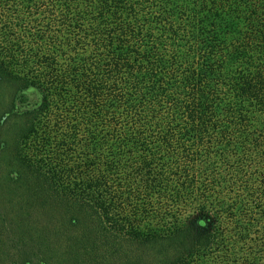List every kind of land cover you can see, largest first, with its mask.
Wrapping results in <instances>:
<instances>
[{"label":"trees","instance_id":"1","mask_svg":"<svg viewBox=\"0 0 264 264\" xmlns=\"http://www.w3.org/2000/svg\"><path fill=\"white\" fill-rule=\"evenodd\" d=\"M39 1L0 27V264H264V0Z\"/></svg>","mask_w":264,"mask_h":264},{"label":"rangeland","instance_id":"2","mask_svg":"<svg viewBox=\"0 0 264 264\" xmlns=\"http://www.w3.org/2000/svg\"><path fill=\"white\" fill-rule=\"evenodd\" d=\"M6 2V3H5ZM22 0H0V27L5 25H18V26H28V25H44L47 20H45V17H48V15L52 14V11L55 7L52 6H42V4L39 0H34L28 7L21 5ZM56 9V8H55ZM58 11V10H57ZM9 90L5 88H0V114L2 112H7V110L10 108L9 105ZM20 111L22 112L21 107L19 104H16L15 108L13 109V113L19 114ZM8 114H6L1 121H4ZM9 121H21L19 118H10ZM11 122V123H12ZM4 129H0V139L4 138ZM9 135V133H6ZM5 196V195H4ZM7 197H5L3 200L6 202ZM3 211L9 212L8 209L4 208L1 209ZM17 216V215H13ZM9 215L4 212V215L1 220H3L6 224L10 223L9 221H12V217L9 220ZM8 218V219H7ZM8 221V222H7ZM13 225V222H11ZM16 226V225H13ZM9 227V226H8ZM10 233L11 231L8 230ZM12 234V233H11ZM148 264H155L156 258L154 253H149L147 257Z\"/></svg>","mask_w":264,"mask_h":264}]
</instances>
